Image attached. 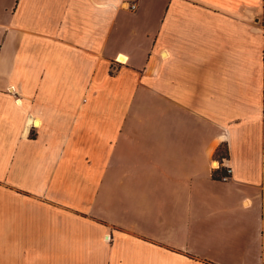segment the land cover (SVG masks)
<instances>
[{"label":"crops","instance_id":"1","mask_svg":"<svg viewBox=\"0 0 264 264\" xmlns=\"http://www.w3.org/2000/svg\"><path fill=\"white\" fill-rule=\"evenodd\" d=\"M263 188L264 0H0V264H264Z\"/></svg>","mask_w":264,"mask_h":264},{"label":"built area","instance_id":"2","mask_svg":"<svg viewBox=\"0 0 264 264\" xmlns=\"http://www.w3.org/2000/svg\"><path fill=\"white\" fill-rule=\"evenodd\" d=\"M126 7H128L129 9H133L135 7V2L131 1L130 3H128L126 5ZM230 172H231L230 165L225 164V165H223L222 170H221L220 174L218 175V177L221 179H225L229 176Z\"/></svg>","mask_w":264,"mask_h":264},{"label":"rangeland","instance_id":"3","mask_svg":"<svg viewBox=\"0 0 264 264\" xmlns=\"http://www.w3.org/2000/svg\"><path fill=\"white\" fill-rule=\"evenodd\" d=\"M217 153H218L219 155H220V154L223 155V153H224V148H223V146L219 147V149L217 150ZM263 210H264V207H263Z\"/></svg>","mask_w":264,"mask_h":264},{"label":"trees","instance_id":"4","mask_svg":"<svg viewBox=\"0 0 264 264\" xmlns=\"http://www.w3.org/2000/svg\"><path fill=\"white\" fill-rule=\"evenodd\" d=\"M220 155H222V154H220ZM262 195H263V206H264V188L262 190ZM263 214H264V210H263Z\"/></svg>","mask_w":264,"mask_h":264}]
</instances>
